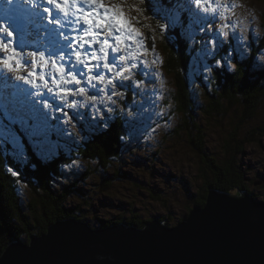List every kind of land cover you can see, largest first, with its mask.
Returning a JSON list of instances; mask_svg holds the SVG:
<instances>
[{
	"label": "rangeland",
	"instance_id": "374dc122",
	"mask_svg": "<svg viewBox=\"0 0 264 264\" xmlns=\"http://www.w3.org/2000/svg\"><path fill=\"white\" fill-rule=\"evenodd\" d=\"M132 1L133 3L131 4H135L134 6L124 4V8L131 18L132 23L143 28L153 27L155 23L152 17L147 16L140 19L141 16H137L141 10V8L137 9V5L141 1L139 0L138 3H136V0ZM118 2L119 0H113V3ZM3 3H6V0H0V4ZM15 3L25 5L27 4V0H15ZM34 3L40 4L41 0H34ZM218 3L221 5L217 9L219 17L214 25H209L207 32H219L221 39L224 41V48L223 50H217L214 53V57L205 56L204 45L201 42V37L204 35L203 31L199 32L195 36V40L190 42L187 29H177L178 32L183 31L184 34L186 33V38L189 42L187 44H190L189 51L195 49V52H197V49L200 50V55L192 56V63L189 69L191 68L190 73L191 77H193V82H195L194 85L198 83V86L193 87V92L196 99H198L195 102V105L198 104L199 106L197 107L196 105L198 108L197 120L202 121L200 124L205 132V145L201 153H197L191 147L187 134L180 130L183 121H181L182 116L176 111L173 102V93L176 91L173 77L170 76L168 78L162 72L163 58L158 50H152V53L150 50L148 51L152 59L151 62L154 56L158 61L157 63L150 62V68L154 70V75L148 77V79H154L155 82L146 83L143 87L139 88L140 91L138 88L131 89L132 95L135 98L131 106L129 103L122 105L124 95L114 93L113 96L108 97L107 93H102L100 99L103 100L105 110L108 114L105 116L103 111L97 110L100 106V99H98L97 103L92 107L91 115L93 119H89V102L87 98L78 96L70 98L77 102V109L65 108V111L69 113V117L75 116L77 112L84 113V116L81 117L79 123L69 117L64 118V120L69 118V121L65 124L64 122L61 123L63 124L62 127L65 129V132H68V135L60 136L59 138L60 143L65 145L62 148L61 155L71 154L68 150V147L71 145L70 142L83 141L81 133L82 126L84 128L88 127L91 133L98 132L97 136L99 137V135H103V130L108 131V129L98 125L108 120L113 121L118 113L124 109L125 111H122V114H125L129 118L127 124L131 130V136L126 138L128 141L123 146L120 162L117 163V170L122 172L124 178L115 182L110 189L102 191L103 189L101 190L99 188L97 176L93 177L91 174H87L88 170L93 173L91 169L94 167L91 165L93 163L89 160L71 158L70 164L63 169V181L70 183H73L75 180L81 181L78 188L80 190L77 191V194L75 192L72 195L69 202L74 210V205H81L82 213L89 218L87 221L83 220L80 222H89L92 224V228H95L96 222L94 221L98 218L114 221L115 219L122 218L124 222L128 218H130L129 220L133 218L134 221L155 219L158 223L168 228H171V226H168L167 222H173L174 226H181L183 222H186L185 220L188 221L190 219V209L199 206L195 202L200 200L201 192L206 187L205 182L207 180L205 172L202 171L204 169V163L201 156L207 160V157H212L214 154L219 159H222L223 155H227L228 159H231L233 163L237 164V174L243 175L245 173V179H250L255 182L256 186L252 184L251 189H254L258 195L255 196L253 193L247 192V190L241 192H247L256 201L264 203V138L261 139L259 137V133L262 132L259 129L264 124V91L255 93L256 98L253 95V98H255L253 102L260 101L255 107L257 110L253 117L255 119L249 124L241 125L239 129H237L238 124L235 121V117L237 118L236 110H233L228 115L223 126L211 124V122L215 123L213 119L210 122L204 120L201 113L202 103H206V85L209 81H212V77L217 73L214 70L218 71L219 69L222 72L224 69L225 73L228 71L230 77L234 76L235 64L239 60L233 54L232 60L225 63V53H227L230 44L238 43L248 51V58L240 62L241 64L245 63V71L248 70V75L259 79V75L264 72V4L261 0H218ZM141 4L146 10V5L144 3ZM229 5H234V7H229ZM213 7H216V5H213ZM0 11H2V6H0ZM201 14L204 15L202 12ZM45 15L43 12L38 13L40 17ZM135 15L136 21H134ZM46 25L47 21L45 20L42 22L41 28L43 29ZM151 32L156 35L158 31L152 30ZM160 33L164 34L165 37L168 34L169 36L171 35L169 29ZM18 38L20 40V42L17 41L18 44H21L26 50L31 46L30 44H33L32 50H42V47L47 44L43 31L39 34L34 32L32 35L25 33L22 37V42L19 35ZM253 44L257 47L256 53L253 52ZM135 47H139V45ZM246 61L251 62L246 63ZM217 62H220V66L217 65ZM209 66L210 68H208ZM31 70V68H23L19 74L26 75ZM7 75L11 77L15 76L16 73ZM249 81L254 82L252 78ZM12 82L20 83L19 81ZM0 84H3L2 79H0ZM50 86L55 87L54 84H50ZM63 86L68 87L66 84ZM80 86L84 85L81 84ZM21 87L33 91L28 85L21 84ZM208 91L211 92L212 90L208 88ZM116 96H119L121 101H116ZM127 96L131 102L129 94ZM48 98L51 100L52 95L49 94ZM81 100H83V103H81ZM12 108L13 105H11V111ZM241 109L243 110L244 108L240 105L239 110ZM56 115H59V113L53 111V116ZM232 119L233 122H231ZM50 123H55V121H50ZM111 125L113 126L115 123ZM222 130L224 131L222 132ZM229 130H233L236 133L238 131V136L236 137L238 140L244 141L250 138L252 132H255L257 139L252 143L243 142V146H240V149L231 147L229 154H227L225 152L227 145L224 141ZM16 131H20L19 127L16 128ZM21 135L23 136L24 133L21 132ZM2 139L0 137V140ZM26 141L28 142V140H24L25 144ZM96 169L101 173V177L103 175L107 176V172L104 174L103 170L99 171L100 169L98 167ZM21 185L23 184L21 183ZM25 190H27L25 187H21L19 192L23 194V199L28 201L31 194L30 191L28 193ZM153 192L158 194L157 197ZM208 196L209 193L207 194L206 201ZM84 200L86 203H84ZM9 208L11 210V207ZM13 212L17 216L15 209H13ZM177 226L176 228H178ZM133 227L137 228L136 225H133ZM98 228L100 226L96 227V229ZM23 241L26 242L28 239Z\"/></svg>",
	"mask_w": 264,
	"mask_h": 264
},
{
	"label": "snow or ice",
	"instance_id": "6c2138e0",
	"mask_svg": "<svg viewBox=\"0 0 264 264\" xmlns=\"http://www.w3.org/2000/svg\"><path fill=\"white\" fill-rule=\"evenodd\" d=\"M0 6V53L7 54L0 55V79L6 94L4 98L13 105L14 113L5 111L8 123L0 124L3 138L0 146L7 142L13 156L27 158L28 147L40 160H51L59 155L65 145L54 136L68 135L60 125L64 117H69L65 108L77 109V102L71 97L87 98L88 118L93 119L92 107L102 93H107L108 97L114 93L124 95L128 90L155 82L148 79L154 75V70L144 58L151 49L143 43L142 32L128 16L124 0L118 3L113 0H41L40 4L27 0L25 5L6 0ZM220 7L218 0H152L151 13L165 21L160 26L161 31L187 29L190 42L203 31L201 42L205 56L214 57L217 50H223L224 41L219 32L209 33L207 29L219 17L217 9ZM39 12L46 15L40 17ZM161 13L166 15L161 16ZM45 20L51 27L42 29ZM41 31L47 40L42 50H26L18 44V35L22 42L25 33L32 35ZM233 54L240 62L249 56L238 43L230 44L225 63L232 60ZM157 62L154 56L151 63ZM217 65L220 66V62ZM23 68L32 70L26 75L19 74ZM10 73L16 75L10 77L7 75ZM65 84L68 87H64ZM97 110L103 111L105 116L108 114L102 99ZM53 111L59 115L53 116ZM82 116L84 113L77 112L70 118L79 123ZM9 171L18 175L12 169Z\"/></svg>",
	"mask_w": 264,
	"mask_h": 264
},
{
	"label": "trees",
	"instance_id": "16d2710c",
	"mask_svg": "<svg viewBox=\"0 0 264 264\" xmlns=\"http://www.w3.org/2000/svg\"><path fill=\"white\" fill-rule=\"evenodd\" d=\"M127 1L130 4L133 3L132 0ZM261 1L264 4V0ZM138 2L139 0H136V3ZM131 5L134 6L135 4ZM145 5L146 10L141 3H138L137 9L141 8L138 16H141L140 19L147 16L152 17L153 22L158 24L148 27V36H157L158 40L155 41V48L160 51L163 58L161 70L168 78L170 76L173 77L172 79L176 88V91L173 93V102L176 111L182 116L181 121H183L180 130L187 134L191 147L197 153H201L205 145V132L200 124L202 121L197 120V107L199 106L196 104V107L195 102L198 99L192 93V88L198 86V83L194 85L195 82H193V77H191L190 73L191 68L189 69L192 63V56L200 55V50H196L198 53L195 52V49L189 51L190 44H187L186 33L182 35V31L178 32L177 29L175 31L172 30L173 33L169 31L171 35L169 36L168 34L166 37L164 34H161L160 26L165 21L157 19L151 13L152 0H148V3H145ZM130 9L134 11L132 7ZM164 14L161 13V16H164ZM152 30H157V34L154 35L151 32ZM252 48L253 52L256 53L257 47L253 44ZM250 62L246 61V63ZM214 71L217 73L212 77V81H209L206 85V103H202L201 113L204 120L210 122L213 119L215 123L211 122V124L223 126L228 115L233 110H236L237 118L235 117V121L238 124L237 129L241 125L249 124L255 119L253 118L257 111L255 107L260 102L259 100L253 102L256 98L254 94L264 91L262 89L264 87V72L259 75V79H255L252 75L247 74L248 70L245 71V63L241 64L240 61L235 64L234 76L230 73L232 77H230L228 71L225 73L224 69L222 72L219 69L218 71ZM250 78L254 82L249 81ZM208 88L212 91H208ZM127 94L125 93V96L129 100ZM253 95L255 98H253ZM240 105L243 106V110H239ZM128 120L129 118L126 115L123 117L118 115L115 122H113L115 125L112 126V123L108 122L100 126L107 128L108 131L103 130V135H99V137L97 136L98 133L92 134L84 130L82 138L86 140L82 143H80L82 140L70 142L71 145L68 147L70 155H61V148L59 155L51 160L38 159L33 154L32 148L28 147L27 141L24 144L28 147V156L22 160L19 155H11V148L7 143L4 142L0 146V256H2L7 246L14 241L29 239L32 236H40L47 232L48 228L58 220L70 218H76L79 221L89 220L82 213L81 205H74V210L69 204L72 195L75 192L77 194V191L80 190L78 188L81 181L75 180L73 183L63 181L62 171L70 164L71 158L89 160L93 163L91 165L94 167L91 169L93 173L88 170L87 174H91L93 177L97 176L99 188L103 189L102 191L110 189L115 182L124 178L122 172L117 170V163L120 162L123 146L128 141L126 138L131 136V130L127 124ZM231 122H233V119ZM262 129H264V124L260 130ZM237 136L238 131L236 133L233 130H229L224 141L227 145L225 148L227 154H229L231 147L240 149V146H243V142L252 143L257 139L255 132H252L250 138L244 141L236 139ZM259 137L261 139L264 138V131L259 133ZM201 158L204 163L202 171L205 172L207 181L205 182L206 187L201 192L200 200L195 202L197 205L201 207L206 205L207 194L211 189L231 194H237L240 191L246 190L253 193L251 188L255 182L245 179V173L238 175L237 164L228 159L227 155H223L222 159H219L216 154L212 157H207V160L202 156ZM19 160L20 162H18ZM96 167L100 169L99 171L103 170L104 174L107 172V176L103 175L101 177V173L98 172ZM9 169L17 171L18 175H12ZM240 181L243 182L240 183ZM21 187H25L27 189L25 191L28 193L30 191L31 197L28 201L24 200L23 194L19 192ZM138 187L140 186L138 185ZM253 194L256 196L255 193ZM155 195L157 197L158 194ZM84 203H86L85 200ZM9 207H11V210ZM13 209H15L17 216L14 215ZM98 219L94 221L96 222V227L100 226L99 224L102 227H108L113 225L111 223L121 222L128 227L136 225L139 229L144 228L147 223L153 221V219L134 221L133 218L131 220L128 218L125 222L122 218L115 219V221ZM98 221L100 222L98 223ZM167 223L168 226H174L173 222Z\"/></svg>",
	"mask_w": 264,
	"mask_h": 264
},
{
	"label": "water",
	"instance_id": "95a60500",
	"mask_svg": "<svg viewBox=\"0 0 264 264\" xmlns=\"http://www.w3.org/2000/svg\"><path fill=\"white\" fill-rule=\"evenodd\" d=\"M239 193L211 190L204 209L174 229L60 220L47 235L8 245L0 264H264V203Z\"/></svg>",
	"mask_w": 264,
	"mask_h": 264
},
{
	"label": "bare ground",
	"instance_id": "6f19581e",
	"mask_svg": "<svg viewBox=\"0 0 264 264\" xmlns=\"http://www.w3.org/2000/svg\"><path fill=\"white\" fill-rule=\"evenodd\" d=\"M46 27H47V25H46ZM180 37V36H179ZM45 46V45H44ZM42 49H43V47H42ZM192 93L194 94V92H193V88H192ZM191 94V93H190ZM63 143V142H62ZM212 191H214L213 189H211ZM219 193H223V194H226V195H229L230 196V194L229 193H227V192H221V191H218ZM247 193V192H246ZM209 194H210V192H209ZM248 194V193H247ZM240 195V193H238V196ZM232 196V195H231ZM255 199V198H254ZM198 207H200V208H203L204 209V207H201V206H198ZM66 220V219H65ZM58 221H60V220H58ZM57 221V222H58ZM153 221H155V219H153ZM160 221H163V220H160ZM185 221H187V220H185ZM57 222H55V223H57ZM165 222V221H164ZM163 222V223H164ZM117 225H119V226H121L122 225V223L121 222H115ZM115 223H111V224H115ZM150 223V222H149ZM81 224H83V225H86L88 228H90V227H92L91 226V224L89 223V222H82ZM111 226V225H110ZM177 226V225H176ZM176 226H174V227H176ZM109 227V226H108ZM174 227H172L173 229H174ZM178 227V226H177ZM98 229H102V226H101V224H100V228H98ZM98 229H96V230H98ZM48 230H49V228H48ZM48 230H47V232H45V233H43V234H45V235H47L49 232H48ZM42 234V235H43ZM41 235V236H42ZM33 237V236H32ZM31 238V237H30ZM30 239H28V241H29ZM18 241H20V240H18ZM21 241H23V240H21ZM23 242H25V241H23ZM29 244H30V242H29ZM31 245V244H30Z\"/></svg>",
	"mask_w": 264,
	"mask_h": 264
},
{
	"label": "flooded vegetation",
	"instance_id": "af4514ba",
	"mask_svg": "<svg viewBox=\"0 0 264 264\" xmlns=\"http://www.w3.org/2000/svg\"><path fill=\"white\" fill-rule=\"evenodd\" d=\"M259 131H264V129H262V130H260L259 129ZM250 180V179H249ZM255 185V184H254ZM253 193H255L256 195H258L256 192H255V190L253 189Z\"/></svg>",
	"mask_w": 264,
	"mask_h": 264
}]
</instances>
